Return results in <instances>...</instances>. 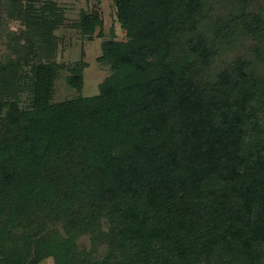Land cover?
Returning a JSON list of instances; mask_svg holds the SVG:
<instances>
[{"label":"trees","instance_id":"trees-1","mask_svg":"<svg viewBox=\"0 0 264 264\" xmlns=\"http://www.w3.org/2000/svg\"><path fill=\"white\" fill-rule=\"evenodd\" d=\"M112 1L126 39L102 43L111 75L83 96L81 62L62 101L61 7L7 10L22 26L0 61V264H264L263 9ZM103 25L94 9L76 26L93 40ZM242 38L256 63L212 74Z\"/></svg>","mask_w":264,"mask_h":264},{"label":"rangeland","instance_id":"rangeland-1","mask_svg":"<svg viewBox=\"0 0 264 264\" xmlns=\"http://www.w3.org/2000/svg\"><path fill=\"white\" fill-rule=\"evenodd\" d=\"M212 17H225L231 13H236L241 6L222 0H210ZM13 2V3H12ZM20 0H11L0 2V61L8 54L6 47L7 38L4 36V31L8 27L17 32L21 29V24L18 22L8 23L7 10L15 9V3ZM25 4L33 3L38 9L46 2L57 3L66 19L65 25L59 28L55 33L60 39L58 48L57 62L64 65L59 71L58 78L55 83L54 98L55 101H62L73 98L79 93L76 89L67 83L68 76L72 75L71 68H75L81 62L85 64L83 69L84 87L82 90L83 96H94L99 92L100 84L111 75L110 67L107 64L101 63L98 59L102 55V43L110 39L125 40L126 32L121 28L116 20L114 4L112 0H21ZM13 5V6H12ZM263 9L264 17V0H255L249 2V9L258 11ZM98 10L103 18L104 25L98 28L93 40L82 36L77 23L80 19L82 11ZM3 27V29H1ZM3 30V31H2ZM101 34V36H99ZM257 46L256 41L251 38H242L239 42L231 46H223L218 56L211 63L212 74L218 73L220 70L230 66L234 60L239 58L252 59L256 63L253 47ZM261 64L258 65L259 69ZM81 245L86 248L90 247L91 241L89 237H85L80 241ZM41 264H54L52 258L46 259Z\"/></svg>","mask_w":264,"mask_h":264}]
</instances>
